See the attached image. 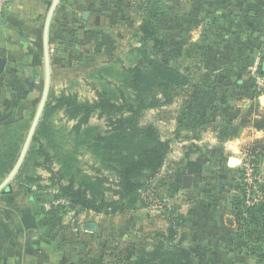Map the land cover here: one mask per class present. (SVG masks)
Instances as JSON below:
<instances>
[{"label": "rangeland", "instance_id": "rangeland-1", "mask_svg": "<svg viewBox=\"0 0 264 264\" xmlns=\"http://www.w3.org/2000/svg\"><path fill=\"white\" fill-rule=\"evenodd\" d=\"M138 1L137 12L126 18L128 23L122 27L117 28L114 22L118 15L105 18L100 13L106 3L115 6L116 0H91L88 3L94 16L90 31L53 32L51 47L57 54H51L46 104L51 103L52 107L55 99L63 95L91 102L104 90L116 97L122 91L131 95L124 73L139 60L141 33L137 32V25L141 29L147 4L152 2ZM179 3V0H157L155 15L159 30L157 39L151 43V51L159 60H166L164 15L169 6L175 14ZM81 5L86 7L82 2ZM74 14L80 19L81 10ZM64 23L68 24L69 20ZM104 23L106 27L102 28ZM6 54L9 64L0 76V129L5 130L0 136V185L19 160L42 100V94L31 83L39 84L46 77L42 38L26 47H14ZM249 76L246 86L250 103L237 94L229 103L223 97L214 110L200 112L185 106L187 97L178 92L171 106L144 113L143 124L156 126L161 139L170 143L171 152L163 169L150 182L149 190L142 194L143 201L114 216L75 208L61 195L60 189L75 180L77 189L83 182L90 183L98 203L103 197L116 198L118 177L104 153H93L77 138L73 130L77 120L71 119L64 110L49 114L45 108L37 126H41L40 134L37 141L31 142L19 177L15 176L10 187L0 193L2 252L11 236L10 222L20 216L15 213L19 207L22 209L31 201L41 208L38 212L43 217H49L51 214L45 212L43 205L64 199L67 204L53 206L52 216L61 218L62 235L68 226L77 225L80 229L74 235L79 239L75 244V253L80 258L78 264H128L144 250L162 243L159 241L169 235L171 219L181 223L175 243L191 249L198 264H254L232 252L228 235L231 227L238 224L235 197H242L241 186L246 183L247 193L252 195L247 197L249 204L251 199L259 202L264 198L261 189L264 185V157H261L264 155V105L260 102L264 86L255 76ZM186 115L191 117V125L187 124L186 128L191 129L192 136H197V141L183 144L187 136L185 129H180ZM91 125L109 129L108 122L97 117L91 120ZM7 157L12 160L3 159ZM231 157L240 159L242 164L228 168ZM186 179H189L187 187ZM22 213L24 220H30L35 212L24 210ZM22 225L32 223L25 221ZM91 226L96 228L90 230ZM61 240L62 236L57 246L61 250L68 248Z\"/></svg>", "mask_w": 264, "mask_h": 264}, {"label": "crops", "instance_id": "crops-1", "mask_svg": "<svg viewBox=\"0 0 264 264\" xmlns=\"http://www.w3.org/2000/svg\"><path fill=\"white\" fill-rule=\"evenodd\" d=\"M179 1V8L175 14L169 6V11L164 15L166 16L165 61L171 66L178 67L189 80V86L178 91L187 97L185 106L200 112L214 110L220 98L226 97L229 103L237 94L250 103V91L246 86V80H249V68L256 62L264 43V0ZM53 2L54 0L14 1L5 18L0 22V57L7 60V65L9 60L6 52L14 47H26L42 38L45 48V28ZM81 2L86 6L83 7L85 9L80 7ZM88 2L91 0L59 1L49 28L50 59L52 53L57 54V51L51 47L53 32L92 29L91 20L94 14L92 5ZM138 4V0H116L115 6L106 3L100 13L105 18L118 15L119 18L114 21L118 28L128 23L125 21L126 18L134 16ZM80 10L81 15L78 19L77 14L74 13H79ZM64 20H69V23H64ZM133 23L132 21L131 24ZM139 25L137 32L140 30ZM103 27H106L105 23ZM260 102L264 105L261 100ZM184 119V125L180 130L185 129L187 137L182 143L196 142L197 136H192L191 129L186 128L187 124H190L191 117L186 115ZM28 204L15 211L20 216L13 217L10 222L8 228L11 236L10 240L6 238L8 244L3 248V252L0 247V264H71V262L78 264L80 258L78 259L76 254L75 244L79 239L75 236L80 229L78 230L77 225L68 226L62 235L63 231L59 229L61 218H54L53 212L48 213L51 216L43 217L39 213L40 207L33 205L31 201ZM24 210L35 212L32 219L24 220L22 213ZM25 221L27 223L30 221L35 228L33 229L32 225H22ZM237 226L238 224L231 227L228 233L231 250L235 255L237 254L232 246V238ZM61 236V241H65L64 244L68 247L64 250L57 246ZM9 248L13 250V255H8Z\"/></svg>", "mask_w": 264, "mask_h": 264}, {"label": "trees", "instance_id": "trees-1", "mask_svg": "<svg viewBox=\"0 0 264 264\" xmlns=\"http://www.w3.org/2000/svg\"><path fill=\"white\" fill-rule=\"evenodd\" d=\"M147 5L146 16L139 30V60L133 67L125 69L124 73L131 95L122 91L116 97L112 92L104 90L91 102H81L75 96L63 95L55 99L52 107L51 103L45 105L49 114L64 110L71 119L77 120L73 130L80 142H85L93 153H104L116 171V198L108 200L103 197L98 203L91 192L94 187L83 182L77 189L74 187L75 180L60 189L61 195L73 207L84 211L114 216L142 202V194L149 190L150 182L163 169L171 152L170 143L161 139L156 126L143 124L142 119L148 110L172 105L174 94L186 89L189 80L178 67L153 56L151 43L157 39L159 30L155 15L157 0H152ZM94 117L107 121L109 129L102 130L97 125H91ZM40 127H37L32 142L37 141ZM2 131L5 132L0 129V136H3ZM262 148L264 153V145ZM3 159L12 160V157ZM17 174L16 178L20 175L19 171ZM261 189L264 191V185ZM239 194L242 197H235L239 214L238 226L232 238L234 252L252 260L254 264H264V198L259 202L251 199L249 204L247 197L252 195H248L246 183L239 189ZM180 227L178 220L171 219L169 235L159 241L162 243L144 250L128 264H198L191 249L175 243Z\"/></svg>", "mask_w": 264, "mask_h": 264}, {"label": "water", "instance_id": "water-1", "mask_svg": "<svg viewBox=\"0 0 264 264\" xmlns=\"http://www.w3.org/2000/svg\"><path fill=\"white\" fill-rule=\"evenodd\" d=\"M60 0H54L52 7L49 11L47 23H46V28H45V34H44V49H45V68H46V77L45 80L41 81L39 84L37 83H31V86L38 90L42 94V100L38 109V112L36 114V117L34 119V122L32 124V127L30 129V132L28 134L27 140L25 142V145L22 149L21 155L19 157L18 162L16 163L14 169L11 171L9 176L5 179V181L0 185V193L4 191L6 187H10L11 181L14 179L18 171L20 170L25 157L27 155V152L29 150V147L31 145V142L33 140V137L35 135L37 126L39 124V121L42 117L43 110L45 108V105L47 103L48 99V93H49V86H50V79H51V66H50V48H49V28H50V23L52 16L54 14V11L58 5ZM7 65V60L3 57H0V75H2L6 69ZM262 103H264V97L261 99ZM242 161L236 157H231L228 160V166L230 168H236L237 166L241 165ZM185 186L187 187L189 184V179H186L184 181ZM95 226H91L90 230L95 229ZM8 255H13V250L11 248L8 249Z\"/></svg>", "mask_w": 264, "mask_h": 264}, {"label": "built area", "instance_id": "built-area-1", "mask_svg": "<svg viewBox=\"0 0 264 264\" xmlns=\"http://www.w3.org/2000/svg\"><path fill=\"white\" fill-rule=\"evenodd\" d=\"M14 1L15 0H0V22L3 21L6 14L10 10V7L14 3ZM263 66H264V43L261 47V52L256 62L249 68L250 74L255 76L256 80L258 81L260 85L264 86V67ZM66 204L67 203L64 199H61L57 202L51 200L48 203L44 204L43 207L46 213H51L55 211V209H53V206L60 207Z\"/></svg>", "mask_w": 264, "mask_h": 264}, {"label": "flooded vegetation", "instance_id": "flooded-vegetation-1", "mask_svg": "<svg viewBox=\"0 0 264 264\" xmlns=\"http://www.w3.org/2000/svg\"><path fill=\"white\" fill-rule=\"evenodd\" d=\"M144 2H145V0H144Z\"/></svg>", "mask_w": 264, "mask_h": 264}]
</instances>
